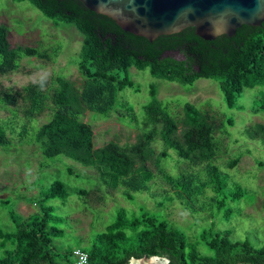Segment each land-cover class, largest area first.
<instances>
[{
  "label": "trees",
  "instance_id": "obj_1",
  "mask_svg": "<svg viewBox=\"0 0 264 264\" xmlns=\"http://www.w3.org/2000/svg\"><path fill=\"white\" fill-rule=\"evenodd\" d=\"M12 1H26L55 27L73 25L83 36L76 61L82 78L79 89L62 77L28 84L15 93L0 88V104L15 107L22 99V113L28 122L51 111L49 120L32 134L43 158L63 156L94 169L100 186L119 190L129 201L136 193L151 192L154 173L148 164L160 168L169 157L168 150L175 151L176 157L189 167H202L199 172L163 174L169 185L163 204L177 203L188 214L205 213L206 220L211 221V226L204 228L196 240L147 214L138 216L133 212L135 215L127 216V210L117 207L114 220L103 232L95 233L89 248L84 250L88 264H128L131 258L151 256L167 258L170 264H264V245L255 247L248 240L233 241L230 232L214 227L217 220L229 222L234 216L232 205L249 195V190L233 182L214 164L222 153L215 133L227 134L226 122L217 124L210 111L190 102L182 105L181 117H176L169 104L157 98L156 83L149 85V101L140 108L143 131L133 144L108 142L95 148L93 129L81 120L85 110L108 118L116 111L123 90L140 91L128 74L132 68L148 71L157 81L183 87L193 86L198 79L214 80L225 106L240 109L238 100L243 91L264 85V21L259 27L243 25L232 37L222 35L213 41H205L196 36L194 28H187L150 42L122 31L113 20L89 11L78 0ZM8 33L7 27L0 24V76L16 72L24 58L50 59L47 52L38 48L11 46ZM176 51L181 59L164 56ZM123 108L122 118L136 124L133 108ZM253 113H264V97L257 99ZM227 124L232 126L231 121ZM9 130L10 123L0 125L1 148L8 145ZM25 131L24 126L19 134ZM245 133L258 138L264 146V127L247 128ZM157 140L164 145L159 154L152 146ZM240 159L241 154H237L226 162V167L234 168ZM69 189L61 181L42 187L33 203L40 208L34 216L22 217L9 211L16 229H0V264H63L56 261L61 257L53 244L61 230L51 219L53 208L47 204L52 200L65 203ZM76 193L87 195L82 189ZM199 246L206 250H199Z\"/></svg>",
  "mask_w": 264,
  "mask_h": 264
},
{
  "label": "rangeland",
  "instance_id": "obj_2",
  "mask_svg": "<svg viewBox=\"0 0 264 264\" xmlns=\"http://www.w3.org/2000/svg\"><path fill=\"white\" fill-rule=\"evenodd\" d=\"M0 24L7 27L11 46L38 48L47 52L50 57L48 60L34 57L22 59L16 72L0 76V88L12 93L20 92L28 84L49 81L53 77L65 78L74 83L76 88H80L82 78L76 61L83 36L73 25L55 27L51 20L28 2L15 3L12 0H0ZM166 55L182 58L179 53ZM128 74L139 87L138 93L131 89L123 90L119 94L116 111L108 118L87 110L81 115V120L93 129L95 148L108 142H116L121 146L135 142L143 131L140 108L149 101L148 89L152 83L158 86L157 98L168 103L170 112L178 118L181 117V108L185 102L210 111L217 124L226 122L227 131V134L221 131L215 133L222 145V153L214 164L227 173L233 182L249 190L245 200L232 205L233 218L229 222L215 221V230L230 232L233 241L248 240L255 247L263 246L264 146L258 138L247 136L245 130L264 127V113H253L257 99L264 97V85L245 89L238 100L241 108L228 109L214 80L198 79L193 86L183 87L176 83L157 81L148 71L132 68ZM123 107L133 108L137 116L136 124L122 118L125 114ZM22 108V99L18 100L15 107H3L0 104V125L10 123L8 145L0 147V229L5 232L15 231L16 225L9 215L10 210L22 217L34 216L40 209L33 204L40 189L54 181H61L71 189L65 203L52 200L47 204L53 208L51 219H55V225L61 230L53 240L55 252L61 257L56 258L59 263L72 264L75 261L72 251L87 250L92 236L103 232L114 220L117 207L127 210V216L147 214L159 222H166L169 227L194 240L204 228L211 226L205 213L193 216L177 203L163 204L166 198L164 192L169 189L163 174L177 175L184 170L199 172L202 167L191 168L176 157L175 151L168 150L169 157L161 162L160 168H156L153 163L148 164L154 173L151 192L136 193L133 200L129 201L119 190L100 186L94 169L63 156L43 158L33 143L32 134L38 126L49 120L51 111L46 110L35 120L28 122L23 116ZM227 121H231L232 126H228ZM24 126L26 131L21 135L19 133ZM152 146L156 154L164 149L159 140ZM237 154H241L240 162L228 169L226 162ZM78 189L85 190L87 195H79L76 193ZM199 250L206 249L199 246ZM2 254L0 248V257Z\"/></svg>",
  "mask_w": 264,
  "mask_h": 264
},
{
  "label": "water",
  "instance_id": "obj_3",
  "mask_svg": "<svg viewBox=\"0 0 264 264\" xmlns=\"http://www.w3.org/2000/svg\"><path fill=\"white\" fill-rule=\"evenodd\" d=\"M78 1L89 11L113 20L122 31L150 42L187 28H194L199 38L213 41L222 35L232 37L243 25L259 27L264 21V0ZM128 264L170 263L167 258L151 256L131 258Z\"/></svg>",
  "mask_w": 264,
  "mask_h": 264
},
{
  "label": "built area",
  "instance_id": "obj_4",
  "mask_svg": "<svg viewBox=\"0 0 264 264\" xmlns=\"http://www.w3.org/2000/svg\"><path fill=\"white\" fill-rule=\"evenodd\" d=\"M72 256L75 259L73 264H88V256L83 250L75 249L72 252ZM238 264H250V263H238Z\"/></svg>",
  "mask_w": 264,
  "mask_h": 264
}]
</instances>
